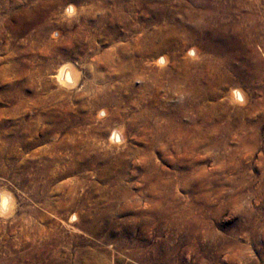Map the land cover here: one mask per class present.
<instances>
[{
	"label": "rangeland",
	"instance_id": "374dc122",
	"mask_svg": "<svg viewBox=\"0 0 264 264\" xmlns=\"http://www.w3.org/2000/svg\"><path fill=\"white\" fill-rule=\"evenodd\" d=\"M0 193V264H264V0H0Z\"/></svg>",
	"mask_w": 264,
	"mask_h": 264
},
{
	"label": "bare ground",
	"instance_id": "6f19581e",
	"mask_svg": "<svg viewBox=\"0 0 264 264\" xmlns=\"http://www.w3.org/2000/svg\"><path fill=\"white\" fill-rule=\"evenodd\" d=\"M200 1H202V0H200ZM206 1V0H205ZM210 1V0H209ZM216 1V0H215ZM108 5V4H107ZM131 5V4H130ZM203 5V4H202ZM209 5V4H208ZM158 6H159V4H158ZM156 8H157V6H156ZM159 8V7H158ZM215 8V7H214ZM224 8V7H223ZM70 9V8H69ZM164 10V9H163ZM212 10V9H211ZM215 10V9H214ZM158 11V10H157ZM223 11V10H222ZM153 13V12H152ZM205 13V12H204ZM209 16V15H208ZM154 17V16H153ZM152 18V17H151ZM156 18V17H155ZM166 18V17H165ZM242 21V20H241ZM202 25V24H201ZM155 26V25H154ZM222 29V28H221ZM182 31V30H181ZM187 31V30H186ZM204 33V32H206V28H203V30H197L196 31V29H195V31H193V32H191V33H185L186 34V38H187V40L188 41H195L194 39H195V37H196V35L194 34V33ZM208 32V31H207ZM221 32V31H220ZM206 34V33H205ZM145 35V34H144ZM208 35V34H207ZM216 37V36H215ZM238 37V36H237ZM161 38V37H160ZM214 38V37H213ZM217 39V38H216ZM232 39V38H231ZM160 40V39H159ZM214 40H215V38H214ZM228 40V39H227ZM212 41V40H211ZM165 42V41H164ZM214 42V41H213ZM226 42V41H225ZM154 43V42H153ZM229 44V43H228ZM203 45V44H202ZM216 45V44H215ZM231 46H228V50H229V48H230ZM165 48V47H164ZM157 49V48H156ZM209 49H211V47H209ZM224 49V48H223ZM222 48H218L217 47V49H214V50H216V52H218V53H220L219 54V57H220V60H219V63L221 64V65H224L225 64V62L227 61V59L225 58V60H224V56H222L223 54H224V50H223ZM150 50V49H149ZM226 50V49H225ZM142 51V50H141ZM152 51V50H151ZM154 51V50H153ZM170 51V50H169ZM189 52H191V51H189ZM145 53V52H144ZM147 54V53H146ZM155 54V53H154ZM158 61V60H157ZM159 62L160 63H163V60H161L160 58H159ZM158 62V63H159ZM226 65V64H225ZM228 67V66H227ZM232 69V68H231ZM233 70V72L234 73H239L238 72V70H236V69H232ZM69 72L66 70V69H62L59 73H57L56 74V79L57 80H59V81H62V80H65V79H67V80H71V77L69 76ZM232 99H239V95H238V93H237V91H233V93H232ZM113 133V132H112ZM117 140V138H116V135L114 134L113 136H112V140ZM111 140V139H110ZM8 203V200H7V198H6V196L4 195V194H1L0 193V211L1 210H5L6 209V207H7V204ZM1 213V212H0ZM5 213V212H4Z\"/></svg>",
	"mask_w": 264,
	"mask_h": 264
}]
</instances>
